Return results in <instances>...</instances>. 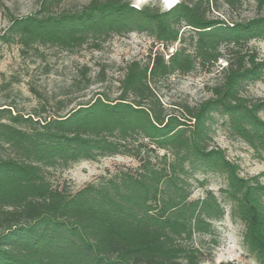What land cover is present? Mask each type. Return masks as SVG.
<instances>
[{"label": "trees", "instance_id": "1", "mask_svg": "<svg viewBox=\"0 0 264 264\" xmlns=\"http://www.w3.org/2000/svg\"><path fill=\"white\" fill-rule=\"evenodd\" d=\"M64 1L39 0L33 14L11 19L1 43L37 58L46 48L99 50L112 37L138 32L162 47L181 48L166 60L155 52L147 62L125 65L113 99L104 90L85 101L69 99L105 82L103 72L94 81L83 65L63 97L30 86L37 105L29 113L0 106V264H203L194 239L210 234L224 210L211 191L191 199L189 179L199 171L226 176L220 193L235 205L248 250L264 264V185L240 179L225 153L208 144L218 116L264 158V121L257 117L264 100L243 92L249 82L264 80V61L243 51L252 39H264V14L232 22L211 16L220 1L233 11L245 0H178L170 10L159 3L135 8L131 0L64 9ZM256 2L263 11L264 0ZM222 56L225 65L207 99L163 106L158 81L190 71L196 60L204 65ZM113 156L138 166L75 192L55 179L78 162Z\"/></svg>", "mask_w": 264, "mask_h": 264}, {"label": "rangeland", "instance_id": "2", "mask_svg": "<svg viewBox=\"0 0 264 264\" xmlns=\"http://www.w3.org/2000/svg\"><path fill=\"white\" fill-rule=\"evenodd\" d=\"M89 0H65L64 9H75ZM135 8L144 5L160 4L166 10L161 0H131ZM218 3V12L229 22L248 20L264 14L260 11L256 0H245L242 7L228 11ZM39 0H0V36L8 28L12 18L25 17L38 10ZM187 37V36H186ZM187 39V38H185ZM186 49H192L186 41ZM181 48L175 43L168 48L154 43L145 33L132 32L124 36H115L102 43L99 50L82 48L73 54H67L53 48L42 49V54L36 57H22L17 45L2 44L0 41V106L13 104L14 110L27 114L37 105L30 86L47 97L61 96L64 88L70 84L75 69L83 65L89 67L90 76L96 81V75L104 73L103 84L94 82L80 93L69 94V99L75 102L89 99L97 91H105L113 99L118 95V80L122 77V69L132 61L142 63L148 61L150 53H160L165 60L171 52ZM255 53L257 61H264V39L256 38L244 46L243 51ZM226 56L217 62L200 64L197 60L190 71L174 73L165 80L158 81L155 92L167 109L177 106L195 105L210 96L209 89L218 80V71L225 65ZM244 94L252 99L264 100V80L249 82ZM76 93V94H75ZM75 102L72 104L74 106ZM71 106V107H72ZM69 109V108H68ZM264 121V112L258 116ZM222 119L214 116L211 125L209 146L218 147L225 153L226 159L232 163L236 175L250 183L255 178L264 185V158L261 151H255L245 144L228 124L223 125ZM162 154V152H160ZM138 162L126 156L101 158L97 161H81L67 170L57 173L55 179L70 185L72 191H77L88 183H96L101 177L113 175L119 169H135ZM191 199L201 198L211 191L218 197L224 216L214 222L210 234L196 236V247L201 250L203 264H257L255 256L248 250L245 242V224L234 214V204L223 198L221 189H227V178L216 172H197L189 179Z\"/></svg>", "mask_w": 264, "mask_h": 264}, {"label": "bare ground", "instance_id": "3", "mask_svg": "<svg viewBox=\"0 0 264 264\" xmlns=\"http://www.w3.org/2000/svg\"><path fill=\"white\" fill-rule=\"evenodd\" d=\"M178 0H164V5L166 8L174 7L177 4Z\"/></svg>", "mask_w": 264, "mask_h": 264}, {"label": "water", "instance_id": "4", "mask_svg": "<svg viewBox=\"0 0 264 264\" xmlns=\"http://www.w3.org/2000/svg\"><path fill=\"white\" fill-rule=\"evenodd\" d=\"M161 2H162V4L164 5V0H161ZM164 7H165V5H164ZM166 8V7H165ZM171 8H173V7H171ZM171 8H166V10H170Z\"/></svg>", "mask_w": 264, "mask_h": 264}]
</instances>
